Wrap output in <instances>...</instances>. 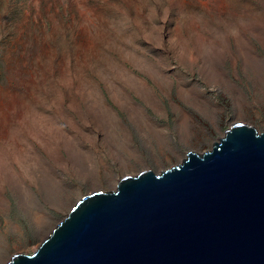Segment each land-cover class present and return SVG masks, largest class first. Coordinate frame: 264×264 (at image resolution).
<instances>
[{
    "label": "rangeland",
    "instance_id": "obj_1",
    "mask_svg": "<svg viewBox=\"0 0 264 264\" xmlns=\"http://www.w3.org/2000/svg\"><path fill=\"white\" fill-rule=\"evenodd\" d=\"M238 121L264 132V0H0V264Z\"/></svg>",
    "mask_w": 264,
    "mask_h": 264
},
{
    "label": "water",
    "instance_id": "obj_2",
    "mask_svg": "<svg viewBox=\"0 0 264 264\" xmlns=\"http://www.w3.org/2000/svg\"><path fill=\"white\" fill-rule=\"evenodd\" d=\"M6 264H264V132L233 122L208 151L83 195Z\"/></svg>",
    "mask_w": 264,
    "mask_h": 264
}]
</instances>
